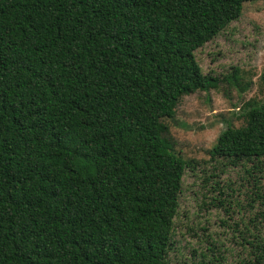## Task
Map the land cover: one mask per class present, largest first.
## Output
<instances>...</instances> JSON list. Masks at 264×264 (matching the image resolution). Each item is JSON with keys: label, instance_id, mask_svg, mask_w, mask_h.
Wrapping results in <instances>:
<instances>
[{"label": "trees", "instance_id": "16d2710c", "mask_svg": "<svg viewBox=\"0 0 264 264\" xmlns=\"http://www.w3.org/2000/svg\"><path fill=\"white\" fill-rule=\"evenodd\" d=\"M254 1L0 0V264H166L188 165L166 121L248 90L194 52ZM237 118L211 155L264 159V99Z\"/></svg>", "mask_w": 264, "mask_h": 264}, {"label": "rangeland", "instance_id": "374dc122", "mask_svg": "<svg viewBox=\"0 0 264 264\" xmlns=\"http://www.w3.org/2000/svg\"><path fill=\"white\" fill-rule=\"evenodd\" d=\"M203 75L223 80L236 70L250 86L242 94L225 82L180 99L166 121L182 173L166 264H264V159L235 164L210 153L248 101L264 99V0L194 52ZM240 110V111H239Z\"/></svg>", "mask_w": 264, "mask_h": 264}]
</instances>
